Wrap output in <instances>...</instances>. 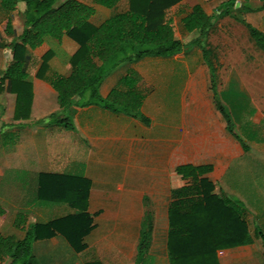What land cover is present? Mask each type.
<instances>
[{
  "label": "crops",
  "instance_id": "1",
  "mask_svg": "<svg viewBox=\"0 0 264 264\" xmlns=\"http://www.w3.org/2000/svg\"><path fill=\"white\" fill-rule=\"evenodd\" d=\"M78 1L94 9L92 26L129 9V0L113 8L95 0ZM237 2L253 10L244 19L264 34V9L256 10L264 0ZM196 5L210 16L201 0H183L166 12L175 38L184 43L194 35L182 22ZM24 10L22 3L6 13L0 0V43L9 45L23 32ZM7 19L15 36L4 33ZM78 48L68 37L47 40L36 49L27 47L32 99L26 119H15L16 95L10 92L8 81L4 84L0 94V206L6 213L0 217V235L17 240L25 237L23 228L14 227L18 214L24 216L26 225L75 215L70 204L55 201L56 192L48 199L39 198L43 177H74L88 182L86 213L94 228L83 238L81 252L60 234L36 241L33 253L40 264H135L146 209L154 213V232L151 247L139 264H170L168 210L177 201L173 191L190 185L176 170L209 167L201 178L213 183L221 197L244 204L253 237L249 245L217 251L218 264H264V244L256 235V229L264 235V59L252 55L219 59L211 57L210 51L217 91L250 144L245 152L214 105L209 70L198 47L168 58L124 62L102 82L99 93L106 98L123 77L136 73L135 88L144 98L141 111L148 125L95 105L69 109L74 131L44 122L60 112L50 80L71 74L70 60ZM6 52L0 48V78L9 64ZM46 57L47 68L40 75Z\"/></svg>",
  "mask_w": 264,
  "mask_h": 264
},
{
  "label": "trees",
  "instance_id": "2",
  "mask_svg": "<svg viewBox=\"0 0 264 264\" xmlns=\"http://www.w3.org/2000/svg\"><path fill=\"white\" fill-rule=\"evenodd\" d=\"M121 0H95V3L113 8ZM183 0H129V9L105 20L99 26L90 25L95 11L78 0H1V9L10 13L25 5L21 16L23 32L15 36L11 20L4 22L6 35L14 40L0 48L6 49L9 64L0 78V94L4 84L9 82L10 92L16 95L15 119L29 116L32 91L27 81V47L36 49L47 40H61L68 37L78 46L71 57V74L68 77L54 76L50 83L58 95L60 112L49 116L48 124L60 125L74 131L69 115L71 107L85 108L95 105L113 113H120L148 125L142 114L143 96L136 90L138 76L130 72L123 77L106 98L99 88L110 73L124 62H137L147 57L168 58L198 47L209 70L210 91L214 105L221 115L228 132L249 151V142L239 133L237 124L221 99L216 86V77L210 61L204 35L212 27V18L199 5L183 20L185 30L193 38L184 43L174 36L173 27L166 20V12ZM264 9V3L256 10ZM222 16L230 17L243 25L251 40L264 51V34L247 24L244 15L252 9L244 7L237 0L220 5ZM47 57L40 75L46 71ZM43 123V121H41ZM210 171L209 167H179L176 172L190 185L173 191L175 201L168 210L167 250L170 264H218L219 250L249 245L253 237L245 221L244 204L236 199L221 197L213 183L201 178ZM88 182L78 178L46 176L42 178L40 199H48L56 192L55 201L65 202L77 213L48 224L26 225L24 216L18 214L14 227L25 230V237L17 240L13 236L0 235V264H40L33 253V244L38 240L62 235L76 252L84 249L83 238L94 228L86 213ZM0 206V217L5 215ZM154 232V213L146 209L141 225L140 239L136 249L135 264H139L148 253ZM256 235L264 244V235L256 229Z\"/></svg>",
  "mask_w": 264,
  "mask_h": 264
},
{
  "label": "rangeland",
  "instance_id": "3",
  "mask_svg": "<svg viewBox=\"0 0 264 264\" xmlns=\"http://www.w3.org/2000/svg\"><path fill=\"white\" fill-rule=\"evenodd\" d=\"M225 1L201 0L204 9L212 18V27L203 36L207 49L212 53L211 57L239 60L252 55L257 59H264V55L253 45L247 30L242 28L243 25L235 23L230 17L221 15L219 8Z\"/></svg>",
  "mask_w": 264,
  "mask_h": 264
}]
</instances>
